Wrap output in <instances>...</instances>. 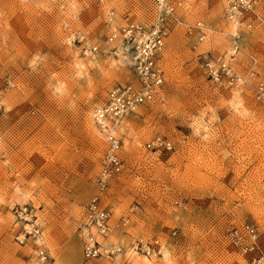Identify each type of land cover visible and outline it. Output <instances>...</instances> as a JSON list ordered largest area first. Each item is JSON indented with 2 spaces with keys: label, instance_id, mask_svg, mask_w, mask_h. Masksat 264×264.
<instances>
[{
  "label": "rangeland",
  "instance_id": "rangeland-1",
  "mask_svg": "<svg viewBox=\"0 0 264 264\" xmlns=\"http://www.w3.org/2000/svg\"><path fill=\"white\" fill-rule=\"evenodd\" d=\"M104 3L0 0V264H249L225 233L246 223L264 239V111L247 90L209 83L178 27L164 42L159 98L122 119L123 170L106 195L113 221L135 208L105 242L158 237L161 254L82 260L80 224L104 147L91 113L110 89L134 83L130 60L104 43V10L115 26L153 13L150 0ZM183 8L185 22L209 27L200 50L222 53L237 33L264 72V25L232 26L222 0ZM76 34L98 51L83 56ZM246 65L239 54L237 67ZM155 135L171 149H145Z\"/></svg>",
  "mask_w": 264,
  "mask_h": 264
},
{
  "label": "built area",
  "instance_id": "built-area-1",
  "mask_svg": "<svg viewBox=\"0 0 264 264\" xmlns=\"http://www.w3.org/2000/svg\"><path fill=\"white\" fill-rule=\"evenodd\" d=\"M104 1L98 0L100 4ZM150 1L153 13L148 23L125 22L115 26L113 10L109 9L105 14L104 24L108 32L104 43L115 44V51L120 49V54L130 60L134 83L128 82L110 89L106 98L91 113L93 125L104 147L94 179V191L84 206L80 224V255L83 261L110 258L117 254L125 256L124 261L129 260L131 254L159 256L161 242L158 237L139 235L125 246L105 242L107 236L121 232L128 226L135 208L133 205L127 207L113 221L115 203L107 199L106 195L109 181L123 170V161L119 155L122 119L135 112L139 106L148 105L159 98L164 80L160 60L165 39L171 30L181 28L190 39V49L195 52L198 66L209 83L247 90L253 102L264 111L262 64L255 55L241 48L239 34L228 33L231 44L222 53L200 50L199 46L205 42L209 27L202 21H184V0ZM222 14L236 28L251 30L254 26L264 25L261 0H222ZM75 40L83 56L98 51L96 45H86L82 34H76ZM239 54L246 59L244 69L237 67ZM144 148L153 151L169 150L171 142L168 138L155 135L144 144ZM262 233L257 227L242 223L231 226L225 233V239L228 246L244 256L249 264H264Z\"/></svg>",
  "mask_w": 264,
  "mask_h": 264
},
{
  "label": "bare ground",
  "instance_id": "bare-ground-1",
  "mask_svg": "<svg viewBox=\"0 0 264 264\" xmlns=\"http://www.w3.org/2000/svg\"><path fill=\"white\" fill-rule=\"evenodd\" d=\"M105 2V1H104ZM105 3H103V6L102 7H104L105 5H104ZM104 9V8H103ZM109 9H111V10H113L112 8H105V10H104V20H105V14L107 13V11L109 10ZM113 15H114V11H113ZM233 26V25H232ZM106 241V240H105ZM108 243V242H107ZM161 247H162V245H160V247H159V256H160V254H161ZM126 254H128L127 252H126ZM125 254V255H126ZM131 255H133V254H131ZM142 257H144L145 259H151V258H154V257H145V256H142Z\"/></svg>",
  "mask_w": 264,
  "mask_h": 264
}]
</instances>
